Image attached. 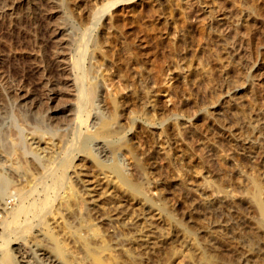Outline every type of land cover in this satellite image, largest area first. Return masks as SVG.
Masks as SVG:
<instances>
[{"label": "rangeland", "instance_id": "obj_1", "mask_svg": "<svg viewBox=\"0 0 264 264\" xmlns=\"http://www.w3.org/2000/svg\"><path fill=\"white\" fill-rule=\"evenodd\" d=\"M117 1L120 0H0V116H6L4 122L6 127H10L11 111L26 115L23 128L27 127L25 134L29 143L33 137V126L40 117L48 124L60 127V130L66 128L69 120L82 119L84 130H90L95 117L109 119L111 116V106L106 98L107 91L111 89L103 81L106 78L110 83L112 78V91L124 115L121 124L115 127L122 128L120 136L129 141L146 168V177H149L152 187L149 193L153 195L164 188L161 199L165 197L163 202L169 206L167 210L183 219L186 226L192 225L202 244L211 248L218 245L214 248L220 250L228 263L247 264L248 248L252 246L257 252L259 244L263 243V236H255L250 229L258 214L246 201L238 210L233 208L225 196L236 187L237 194H244L243 191L250 189V179L254 176H262L264 181V0H125L103 11L109 3ZM94 40L100 45V55L93 59L89 53ZM80 50L85 55L81 58H85L82 69L87 72L86 81L96 86L93 102L82 110L84 115L82 111L75 112L74 107V83L78 77L74 67ZM107 75L110 79L105 77ZM67 135L60 145L63 149L76 142L73 132L69 134L68 131ZM38 136H35L37 140ZM78 148L72 154L73 163L68 169L71 178L63 179L62 183L48 181L50 186L39 179L41 169L33 164L31 155L22 156V152L17 150L12 161H7L0 153L4 163L0 169L16 188L12 190L13 195L7 196L5 203L0 201V216L8 217V213L17 209L23 200L21 191L36 188L35 197L29 201H43L48 204L47 208L51 203L50 210L43 214L44 225L41 227H37L32 214L19 217L18 223L23 226V221L30 222L29 227H21L19 237H13L9 246H3L0 239V254L9 249L13 252L20 245L29 251L34 241L41 240L36 233L48 229V222L52 229L60 220L76 226V217L81 213L85 214L86 221L92 220L97 224L102 235L113 233V227L106 224V213H103L104 197L97 200L102 206L93 209V201L80 182L83 174L91 173L92 168ZM91 149L100 159L108 162L116 159L126 173H132V159L125 151L105 156L107 150L99 141ZM19 158L23 161L21 164ZM25 173H28L29 180L24 185L18 180L27 178ZM44 185L46 190L49 188L48 192ZM24 186L25 190L20 191ZM51 187L54 189L50 192ZM68 188L81 196L79 199L85 206L79 208L80 212L72 214L70 209L61 206L63 193H67ZM49 196L53 197L48 201ZM195 203L203 204L200 214L191 213ZM112 213L110 215H114ZM220 222L226 227L217 229L220 232L216 237L212 232L216 228L210 226H217ZM115 223L118 224L117 221ZM155 224L162 225L158 221ZM54 229L57 235L63 234L59 237L65 245L74 249V241L59 229ZM240 234L244 235V240H240ZM179 240L184 242L181 237L172 247L165 245L160 255H152L151 264L173 260V253H170L173 248L181 249ZM35 247H31L32 254L34 257L37 254L40 264H58ZM15 254L18 253H12L14 264H23ZM164 255H168V259ZM198 262L191 264H201Z\"/></svg>", "mask_w": 264, "mask_h": 264}, {"label": "bare ground", "instance_id": "obj_2", "mask_svg": "<svg viewBox=\"0 0 264 264\" xmlns=\"http://www.w3.org/2000/svg\"><path fill=\"white\" fill-rule=\"evenodd\" d=\"M22 1H27V0H22ZM123 1H125V0L117 1L114 4L109 3L106 7H104L103 11L106 10V8L113 7L114 5H116L120 2H123ZM64 6H65V3H64ZM103 11H102V13H103ZM100 16H101V14H100ZM97 17H98V15H97ZM88 35H89V33H88ZM84 37H86V36H84ZM80 52H81V50H80ZM89 55L93 59L97 58L100 55V45L95 40L92 44L91 52L89 53ZM83 56H85V55L81 52L80 57L76 61L75 67H74V69H76V71L78 72V77L76 79V82L74 81L75 82L74 83L75 88H76L75 89L76 93H74L75 97H76V99H75L76 103L74 105L75 112H76V110L82 111L83 109L86 108V106L90 105L93 102L94 96L96 93L95 92V88H96L95 84H89L86 81V79H87L86 73L87 72H84L82 69V65H83L82 61L85 59V58H83V59L81 58ZM86 56H87V54H86ZM97 67H98V65H97ZM43 70H44V68H43ZM45 75H46V73H45ZM25 77H26V75H25ZM105 77H108V75ZM108 78L110 79V77H108ZM111 80H112V78H111ZM111 80H110V83H108V79H106V78L103 81L106 84V86L109 87V89H111V90H108L106 93V98H107V100H109L108 102L110 103L109 105L111 106L110 107L111 111H112L111 116L109 119L103 118L102 116H100V118L95 117L94 120L92 119L93 125H92V129H90V130H86V131L84 130V121L82 119L78 120V118H77L78 121L71 119V121L69 120V123L66 124L67 125L66 128H64L63 130H60V127L52 126V125L48 124L44 120V118L40 119L41 118L40 117L39 119L36 120V123L33 126V132H32L33 137H32L31 143H29L27 140L26 134H25V129H27V127L23 128V124L25 123V119L27 118L26 115L22 114L19 111H15V112L11 111V116L9 117V121H8V122H10V127H6V123L4 122L6 119V116H2V117H4V120H2L3 118L0 116V119H1V121H0V124H1V126H0V153H1V155L2 154L5 155V158H7V161H10V160L12 161V159H13L12 156H14V154H16L15 152L17 150L22 152V156H23V154H24V156L31 155L32 156L31 160H32L33 164L40 167V169H41V175H40L39 179L42 178V181L44 183L47 182V184H48V181L53 182V180L55 182L60 181L62 183L63 179L68 180L71 178V177H69L70 173L68 175V169L72 166V163H73L72 154L74 153V151L77 152V148L79 147L80 150H78V152L81 151L82 154L88 158L90 166L92 168L91 173H87L88 172L87 171L86 173L83 174L84 178H80L81 179L80 182L84 185L83 186L84 189L90 195L91 200L93 201V205H94L93 209L96 210L102 206V203L100 201H97V200L103 199L102 197H104V204L105 205L103 207L104 208L103 213H106V220H107L106 224L108 226L111 225V227H113V233L110 234L111 232L110 233L108 232L109 234L104 236V235H102L103 232L101 233V229L97 226V224H95V222H93L92 220L86 221V219H84L83 215L85 216V214H83V215H82V213L78 214L79 216L76 217L77 218L76 226H70V224H68L67 222L60 220V222H58L56 226L54 225L55 227H53V229L54 228L57 230L59 229V231H61L62 233H64V235L69 237V239L74 241L75 244L74 243L73 244L76 246L74 247V249H71V247H68L67 245H65V243L63 242V239L61 240V238L59 237L61 235L63 236V234L57 235L56 233H54L53 229L50 228L52 225L51 226L48 225V223H49L48 222L47 226H46L48 229H46V230L43 229V231L41 229V231H40L41 233L40 232L36 233V234L40 235L41 240L39 242L34 241L35 243H32V245L30 244L31 246H30V250L28 249L29 251H27L26 248L22 247L21 245L17 246L16 248L14 247L15 249L13 252L18 253V255L17 254H15V255H17L18 257L21 258V263H23V264H40L38 262L37 254L36 255L34 254L35 257H37V260L32 254L33 248L31 249V247L34 245V246L41 249V250L39 249L38 251H41L44 254H48L58 264H86L88 262L91 264H146L151 259L152 255H155V254L160 255L161 251H162L161 249L165 248V245L169 244L171 246L173 243H175L176 240H178L182 237L184 242L182 243L181 240H179L180 244H181V246L180 245L179 246L181 247V249L180 248H173V249L171 248L173 252L170 251L171 252L170 254L173 253L172 254L174 256L173 260H175V261L170 259L171 261L168 262V260H166V262L163 261V263L165 262V264H172V263H176V264H187L188 263V264H191V263H197V261L199 260L201 262V264H236L235 262L228 263V262L224 261L222 255L219 252L220 250L218 251L217 248H214L218 245L214 244L216 246L211 248L212 246L207 247L206 245H204V243L202 244L200 241L201 239L199 240V237H197L198 235H196L195 230L191 227L192 225L190 226V224H189V227L186 226L187 223H185L186 224L185 225L182 222L183 219H180L176 215L178 217V219H177L176 216L173 215V213L170 210H167L169 208V206L164 204L166 202H163V201H166V199H164L165 197L163 198V200L161 199V196L163 193L162 191L164 190V188H162V190H160V192H155L153 195H151L149 193V190L151 187V182L149 181V177L148 178L146 177L148 175L146 173V168L142 165L140 159L137 158V155L135 154V150H134L133 146L129 143V141L126 140L124 137L120 136V134H122L120 131L122 128H120L119 126L115 127V125L121 124V122H122L121 120H122L124 115L122 113V108L119 105L120 102L118 101V98L114 97V93L112 91L113 86L111 84L112 83ZM46 81H48V80H46ZM22 82H24V81H22ZM27 82H28V80H27ZM18 84L20 85V83H18ZM142 85H144V84H142ZM210 85L211 84H209V87H210ZM144 87H145V85H144ZM146 93H147V96L150 97V93L148 91ZM40 94H42V93L40 92ZM150 100H151V97H150ZM4 102H6V101H4ZM21 104H22V102H21ZM13 107H15V106H13ZM20 107H21V105H20ZM37 107H40V106H37ZM39 113L41 114L42 112L39 111ZM39 113H38V115H39ZM82 114L84 115L83 111H82ZM82 114H81V117H83ZM32 116L33 115L31 114V118H32ZM31 118H29V120ZM83 119H85V118H83ZM50 122L51 121H49V123ZM51 124H52V122H51ZM73 126H74V128H73ZM120 126H122V125H120ZM55 127H57V128H55ZM117 127L120 129H118ZM71 128L73 129V131L72 130L71 131L73 132V134L75 136L76 142L74 141V144L71 147L67 146L68 148L63 149V146H60V145L64 140H66V138L68 136L67 132L69 131V134L72 133L70 131ZM27 131H29V130H27ZM31 131H32V125H31ZM35 134L39 135L37 137L38 140L36 139ZM98 141L101 142V144L103 145V148H105V150H107V153H105V156H108L110 153L116 154V152L119 150H123L126 153H128L130 155V158L132 159V168H130L132 170V173L131 174L126 173L124 168L121 166V164H119V162L116 159L111 160L110 159L111 157H109V159L111 161L108 162V161H106L107 160L106 157H105L106 160H102L99 158L100 156L98 157L97 155H95L91 148H92V145ZM167 151L170 152L171 150H167ZM59 158H60V160L57 161ZM18 161H20V164H21V162H23V161H21L20 158ZM56 162H58V163L56 166H54V164ZM79 164L80 163H78V165ZM3 165H4V163H3L2 157H0V168ZM19 166L21 168V165H19ZM14 167H15V165H14ZM14 167H12V168H14ZM78 168H80V167H78ZM24 172L23 173L21 172V174H24ZM79 173H81V171ZM25 174L27 175V178L23 177V178H19V180H18L19 182H21L23 184L28 183V180H29L28 179L29 178L28 173H25ZM79 176L81 177V175H79ZM164 176H165V173H164ZM32 177H33V175H32ZM250 181H251V186L249 185L250 189H247L246 191H243V192H242V190L240 191L242 193L245 192L244 194H237L239 191L238 192L236 191V188H237L236 187V188H234V190H232V193H227L225 197L227 198V200L229 199L230 204L233 206V208H235L237 210H238V208L242 207V205L245 201H246V203L249 204V206H251L252 208L255 209V211L258 214V218L255 216L257 220L253 221L252 225L250 224L251 225L250 229H252V233H254L255 236H260V235L263 236V243L262 244L264 246V190H263L264 189V181L262 179V176H261V178L259 176H254L250 179ZM70 184H69V186H70ZM53 185H54V183H53ZM48 186H50V185L48 184ZM51 186H52V184H51ZM44 187H45V185H44ZM247 187H248V185H247ZM24 188H25V186L21 187L20 191L23 190ZM52 188L53 187H51L50 192H51ZM14 189H16V188H15V186H13L9 177L6 175L4 170L0 169V201L5 203L7 200V196L10 195L12 193V190L14 191ZM35 189L36 188H33L32 190H30L31 192L30 191H27V192L21 191L20 197H22L23 200L21 199L22 202L20 203V205H18L17 209L13 212L8 213V215H9L8 217L7 216L6 217L0 216V230H1L0 239L2 240L1 243L3 244V246H9L10 243H12V241H13L12 238L13 237L18 238L19 232L22 231L21 229L23 227L29 225L30 222L23 221L25 224H23V226H21L19 224L21 222L18 223V221H17V219H19V217L20 218L22 216H25V217L29 216L30 217V214H32L33 218L37 221V227L38 226L41 227L44 225V223L42 222L43 221L42 218H44L43 214H44L45 210L49 209V206L51 205V203L47 208V206H46L47 203H45L43 201L41 203H38V201L37 202L29 201L35 197L34 196V190ZM44 189L46 190V187ZM151 189H152V187H151ZM48 190H49V188H48ZM48 190H46V191L48 192ZM68 190L69 191L67 193H65V194L63 193L64 200L61 202V206L67 207V209L68 210L70 209V211H72V214H74L75 212L79 211V208H81L82 206H85V205L81 204V201H83L82 199H79L81 196H79L76 193L74 194V192L72 191V188H68ZM237 190H239V189H237ZM46 191H45V193H46ZM54 191H56V189L53 190V194H54ZM234 191L236 194H234ZM11 195H13V194H11ZM203 195H204V193H203ZM212 195L217 197V194H212ZM50 197H53V196H49V199L48 198H46V199H48V201H49ZM211 198H212V196H211ZM41 199H42V197H41ZM215 199L213 198L214 201H218ZM43 200H45V199H43ZM170 200H172V199H170ZM246 203H245V205H247ZM167 206H168V208H166ZM202 206H203V204L195 203L194 205H192V209H191L192 212L191 213L194 212V213L200 214L201 213L200 209L202 208ZM83 209H84V207H83ZM66 211L64 210V212H66ZM4 212H5V210H4ZM112 212H114V213H112ZM235 212H237V211H235ZM245 212L243 211V213H245ZM111 213L114 215H110ZM98 214H100V213H98ZM218 214H219V212H218ZM75 215H77V214H75ZM220 215L223 216V214H220ZM240 215L241 214H239V216ZM227 217H228V215H227ZM104 218H105V216H104ZM34 219H31V220H34ZM229 219H232V218H229ZM244 219H243V221H244ZM70 221L72 222V220H70ZM116 221L118 223L117 225L115 223ZM157 221L159 222V224L161 223L163 225V226L161 225L162 228L159 227L160 225L157 224L158 225L157 226L155 224V223H157ZM236 221H235V224H236ZM200 223H201V221H200ZM228 223L230 224V222H228ZM201 224H203V223H201ZM229 224L226 223V225H228V226H229ZM233 224H234V222H233ZM114 225H116V226H114ZM244 225H245V222H244ZM108 226H106L104 228H107ZM239 226L241 227L240 223H239ZM34 227H35V225H34ZM210 227L216 228L215 231L212 230V232H214V235H215L217 232H220V231H217V229H219V228L221 229L222 227H226V226L222 225V223L220 222L219 224H217V226H210ZM195 228H197V227H195ZM247 232L250 235V232L249 231H247ZM208 233H210V232L208 231ZM222 234H223V231L221 232V235ZM241 234H240V237H241L240 240H242L243 236H244ZM21 235L23 236V234H21ZM207 235H208L207 237L210 236L209 234H207ZM214 235L212 237H214ZM221 235H220V237H221ZM245 235H246V233H245ZM216 237H217V234H216ZM245 237L247 238V235ZM252 237H254V236H252ZM204 238H206V237H203V239ZM35 239L37 240V238H35ZM205 240L206 239H204V242H207ZM211 240H208V241H211ZM214 241H215V239H214ZM218 241L222 242V239L218 238ZM251 241H255V240L251 239ZM216 242H217V240H216ZM257 242L259 243L260 241L257 240ZM209 243H211V242H209ZM217 243H219V242H217ZM14 244H17V243H14ZM262 244H261V246H262ZM208 246H210V245H208ZM256 246H257V244H256ZM261 246L259 244V246H258L259 248L257 247L258 251L256 252V251H254L252 246L249 247V245H248L249 250H247V256H246V259L248 262L247 264H249V261L251 264H264V247L261 248ZM36 247H35V250L37 249ZM244 247L246 249V246H244ZM251 247H252V249H251ZM2 249L6 250V248H2ZM220 249H221V247H220ZM164 250H166V249H164ZM184 250H186V251L184 252ZM13 252H12V250L9 249L7 251H4L2 254H0V264H14L15 263L14 262V256L12 255ZM37 253H40V252H37ZM102 253H104V254H102ZM167 256H165V258L168 259ZM155 257H156V255H155ZM181 257L184 258V259L182 258V261H181ZM242 257H245V256L242 255ZM186 259H189V261L187 262ZM153 260H156V259L153 258ZM242 260H243V258H242ZM244 260H245V258H244ZM17 261H18V259H17ZM34 262H36V263H34ZM151 262L149 261L150 264H151ZM200 262H198V263H200ZM237 264H238V262H237Z\"/></svg>", "mask_w": 264, "mask_h": 264}]
</instances>
